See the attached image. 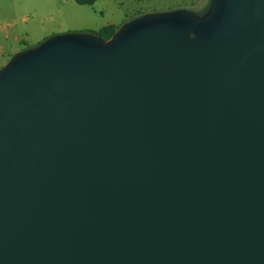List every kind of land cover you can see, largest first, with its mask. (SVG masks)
<instances>
[{
  "label": "water",
  "instance_id": "95a60500",
  "mask_svg": "<svg viewBox=\"0 0 264 264\" xmlns=\"http://www.w3.org/2000/svg\"><path fill=\"white\" fill-rule=\"evenodd\" d=\"M0 264H264V0L14 54Z\"/></svg>",
  "mask_w": 264,
  "mask_h": 264
},
{
  "label": "rangeland",
  "instance_id": "374dc122",
  "mask_svg": "<svg viewBox=\"0 0 264 264\" xmlns=\"http://www.w3.org/2000/svg\"><path fill=\"white\" fill-rule=\"evenodd\" d=\"M212 0H0V69L14 54L65 32H88L106 24L119 30L148 13L186 9L205 13Z\"/></svg>",
  "mask_w": 264,
  "mask_h": 264
},
{
  "label": "trees",
  "instance_id": "16d2710c",
  "mask_svg": "<svg viewBox=\"0 0 264 264\" xmlns=\"http://www.w3.org/2000/svg\"><path fill=\"white\" fill-rule=\"evenodd\" d=\"M76 1L80 4H93L95 0H76ZM117 31L118 29L114 24H107L98 29L88 30V32L99 35L105 40L110 39Z\"/></svg>",
  "mask_w": 264,
  "mask_h": 264
},
{
  "label": "crops",
  "instance_id": "0c3cea01",
  "mask_svg": "<svg viewBox=\"0 0 264 264\" xmlns=\"http://www.w3.org/2000/svg\"><path fill=\"white\" fill-rule=\"evenodd\" d=\"M83 5V4H82ZM107 25V24H106ZM104 26V25H103ZM102 27V26H101Z\"/></svg>",
  "mask_w": 264,
  "mask_h": 264
}]
</instances>
